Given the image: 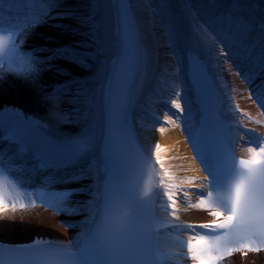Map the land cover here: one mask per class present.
<instances>
[{"label": "bare ground", "instance_id": "1", "mask_svg": "<svg viewBox=\"0 0 264 264\" xmlns=\"http://www.w3.org/2000/svg\"><path fill=\"white\" fill-rule=\"evenodd\" d=\"M121 1L43 0L51 5L49 14L26 33L29 38L26 48L37 47L36 71L23 80L14 76L1 77L0 96L14 102L25 97L38 111L64 119L68 131L78 132L80 140L91 132L89 129L85 132L84 127L96 130L98 125L102 127L106 112L105 91L110 77L115 74L113 62L123 53L118 23ZM125 1L133 15L140 51L129 109L146 148L155 159L154 145H161L160 156L165 167L175 174L177 182H182L190 198L186 202L182 193L177 195L178 213L171 219L197 225L211 221L214 218L206 210L189 206L200 199L199 191L210 190L206 165L194 155L191 146V134L202 118L199 85L193 80L195 76L190 66L192 55L200 54L208 61L222 108L232 121L234 114L230 109L234 105L264 121L261 115L264 108L258 105L254 95L249 97L254 85L264 82V0ZM40 4L41 0H4L0 4V8L3 7L0 15L15 14L26 19L39 10ZM155 17L162 23L164 34L161 36L156 34ZM75 42L78 43L75 45ZM66 44L73 46L72 49L65 48ZM172 71L178 72L177 78ZM38 72L41 74L36 79ZM251 73L256 74L253 84L245 79L246 74ZM173 100L181 104L183 112L172 106ZM163 118L173 123H164ZM240 123L264 135V123L250 120L243 113ZM161 127L165 131L161 132ZM93 140L96 144L100 142L98 134ZM233 142L244 156H248L249 147L256 146L251 132L236 129ZM81 148L75 153L80 163L68 168L66 174L70 173L64 178H46L38 168L36 170L52 191L72 186L70 207L76 211L57 212L37 203L35 207L0 214L1 239L24 242L32 240L36 234H43L74 246L83 236L91 223L88 204L103 175L93 146L87 145L86 151ZM14 151L15 145H12L8 155ZM31 158L27 154L19 160L25 170L23 174L27 175L34 164ZM186 177L198 179L188 183ZM62 218L69 219L70 225L64 224ZM178 232L173 230V234ZM182 236L193 239L191 231H183ZM168 247L180 255L167 264H195L185 248L172 241L168 242ZM184 251L185 255H181ZM223 264H264V253L251 251L248 257H243L241 252H234L230 258H224Z\"/></svg>", "mask_w": 264, "mask_h": 264}, {"label": "snow or ice", "instance_id": "2", "mask_svg": "<svg viewBox=\"0 0 264 264\" xmlns=\"http://www.w3.org/2000/svg\"><path fill=\"white\" fill-rule=\"evenodd\" d=\"M3 2L0 0V4ZM50 8V4L41 0L37 12L14 26H5L0 15V77L4 72L28 76L36 71L38 60L33 54L23 52L21 46L27 31L47 16ZM120 9L125 44L132 49L135 35L128 5L121 3ZM255 78V73L245 76L250 84ZM253 95L264 108V82L254 85L249 97ZM170 103L183 112L177 100ZM230 111L234 114L233 127L251 132L256 146L247 149V158L237 157L231 147L225 146L226 163L219 168L203 161L212 175L210 190L199 191L200 199L189 206L206 210L213 220L197 225L171 219L177 217V195L182 193L186 202L190 198L182 182H177L175 174L165 167L160 156L161 145L156 144L154 160L151 152L136 151V167L131 172L125 171L119 187L110 181L97 186L88 204L94 227L88 228L75 243V250L52 241L0 244V264H165L180 255L168 247L169 241L185 248L195 264H219L234 252L246 256L249 251L264 250V135L242 125L241 113L257 123L264 121L243 112L238 105ZM162 122L173 123L169 118H163ZM159 130L165 131L163 127ZM0 132V141L9 146L0 150V214L35 207L37 199L57 212H75L70 207L72 191L52 193L41 189L35 194L27 191L25 170L18 166V161L28 152L21 131L18 127H6L0 118ZM12 145L16 147L10 156ZM86 148L84 145L81 150ZM195 179L198 177L185 178L188 183ZM157 200L162 202L160 213L156 211ZM170 227L179 230L178 234L169 231ZM183 231H192L193 239H184Z\"/></svg>", "mask_w": 264, "mask_h": 264}, {"label": "rangeland", "instance_id": "3", "mask_svg": "<svg viewBox=\"0 0 264 264\" xmlns=\"http://www.w3.org/2000/svg\"><path fill=\"white\" fill-rule=\"evenodd\" d=\"M153 3V2H152ZM151 7H153V5L151 4ZM153 14H154V9H153ZM155 19V22H156V29H157V31H156V34L158 35V36H161L162 35V33L164 34V31L162 30L163 29V27H162V23L161 22H159L158 21V19H157V17H155L154 18ZM159 22V23H158ZM209 27V26H208ZM210 28V27H209ZM163 31V32H162ZM85 40H82V42H84ZM76 43H78V42H75V45H76ZM80 43V42H79ZM85 43V42H84ZM175 69H176V67H175ZM77 72V71H76ZM172 73L175 75V77L177 78V75H178V72L177 71H172ZM82 74V73H81ZM60 122V121H59ZM61 123V122H60ZM62 127H65L66 128V126H65V124L64 123H62ZM68 129V128H67ZM183 202H185L184 200H183ZM16 215V214H15ZM22 215V214H21ZM62 222L64 223V224H66V225H70V220L69 219H67V218H62Z\"/></svg>", "mask_w": 264, "mask_h": 264}]
</instances>
